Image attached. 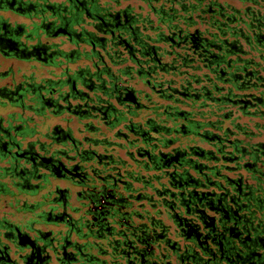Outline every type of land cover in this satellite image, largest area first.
I'll return each mask as SVG.
<instances>
[{
	"label": "trees",
	"instance_id": "trees-1",
	"mask_svg": "<svg viewBox=\"0 0 264 264\" xmlns=\"http://www.w3.org/2000/svg\"><path fill=\"white\" fill-rule=\"evenodd\" d=\"M0 57L57 72L1 86L0 129L127 200L233 202L264 239V0H0ZM62 115L79 137L37 130Z\"/></svg>",
	"mask_w": 264,
	"mask_h": 264
},
{
	"label": "flooded vegetation",
	"instance_id": "flooded-vegetation-1",
	"mask_svg": "<svg viewBox=\"0 0 264 264\" xmlns=\"http://www.w3.org/2000/svg\"><path fill=\"white\" fill-rule=\"evenodd\" d=\"M11 126L0 129V264H264V239L233 202L127 200L113 172L76 174V160L28 146Z\"/></svg>",
	"mask_w": 264,
	"mask_h": 264
},
{
	"label": "rangeland",
	"instance_id": "rangeland-1",
	"mask_svg": "<svg viewBox=\"0 0 264 264\" xmlns=\"http://www.w3.org/2000/svg\"><path fill=\"white\" fill-rule=\"evenodd\" d=\"M10 72L11 75L8 78L0 79V87L6 85V83L12 81L19 82L21 76L23 75H33L35 79L51 77L52 74L57 72L52 69L43 68L36 63H26L19 62L15 60L4 59L0 57V74ZM10 112H16L15 109L10 106H0V116L5 117ZM66 119H69L67 115H62V117H47L46 119H35L34 121L38 124L37 130L44 132L45 130L51 131L53 128L58 127L64 128L69 126L75 137H79L78 133L75 132V128L78 126L73 118L68 122H64ZM6 213L3 207L0 205V215Z\"/></svg>",
	"mask_w": 264,
	"mask_h": 264
}]
</instances>
